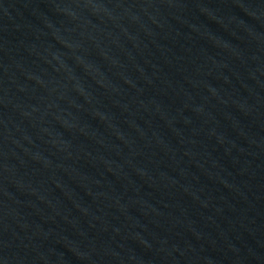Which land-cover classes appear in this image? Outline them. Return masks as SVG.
Returning a JSON list of instances; mask_svg holds the SVG:
<instances>
[{
	"label": "water",
	"instance_id": "1",
	"mask_svg": "<svg viewBox=\"0 0 264 264\" xmlns=\"http://www.w3.org/2000/svg\"><path fill=\"white\" fill-rule=\"evenodd\" d=\"M0 264H264V0H0Z\"/></svg>",
	"mask_w": 264,
	"mask_h": 264
}]
</instances>
